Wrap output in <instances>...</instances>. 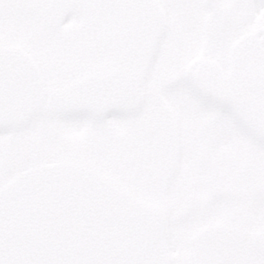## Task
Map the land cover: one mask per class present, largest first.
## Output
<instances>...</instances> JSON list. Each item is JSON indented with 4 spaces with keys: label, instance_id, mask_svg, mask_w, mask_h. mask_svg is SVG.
Returning <instances> with one entry per match:
<instances>
[{
    "label": "flooded vegetation",
    "instance_id": "obj_1",
    "mask_svg": "<svg viewBox=\"0 0 264 264\" xmlns=\"http://www.w3.org/2000/svg\"><path fill=\"white\" fill-rule=\"evenodd\" d=\"M134 5L148 24L126 43ZM8 48L33 60L41 100L0 131V189L79 163L163 212L167 264H222L227 251L223 264H264V0H0ZM125 68L142 87L136 115L85 116L81 83ZM131 117L136 137L107 124Z\"/></svg>",
    "mask_w": 264,
    "mask_h": 264
},
{
    "label": "water",
    "instance_id": "obj_2",
    "mask_svg": "<svg viewBox=\"0 0 264 264\" xmlns=\"http://www.w3.org/2000/svg\"><path fill=\"white\" fill-rule=\"evenodd\" d=\"M7 95L0 131L23 126L40 103L39 72L16 48L0 51ZM6 93V92H5ZM86 116H128L142 105L138 78L116 69L78 87ZM162 211L77 163L26 169L0 189V264H167Z\"/></svg>",
    "mask_w": 264,
    "mask_h": 264
},
{
    "label": "rangeland",
    "instance_id": "obj_3",
    "mask_svg": "<svg viewBox=\"0 0 264 264\" xmlns=\"http://www.w3.org/2000/svg\"><path fill=\"white\" fill-rule=\"evenodd\" d=\"M162 8V7H161ZM146 15V13H142V11H140L139 13H136L135 16L132 17L136 25V34L139 33L138 28L141 26V20L142 18ZM164 20V19H163ZM139 21V22H138ZM149 74V72H147V75ZM148 84V82H147ZM157 86H155V84L151 87L153 89H157ZM147 88V86H146ZM136 117H131L129 119H109V121L107 122L108 126H113L116 125L118 128V132H121L122 134H126L129 131V126H130V122L133 121V119ZM126 135H128L130 138L131 137H136L135 136V132H133V130H130ZM78 142H81L82 139L77 138ZM181 249H185V247H182ZM229 255H231V253L229 251H227L226 253H223V256L225 258L222 257V264L224 263V261H229L231 258H229ZM190 264H196V263H190Z\"/></svg>",
    "mask_w": 264,
    "mask_h": 264
},
{
    "label": "trees",
    "instance_id": "obj_4",
    "mask_svg": "<svg viewBox=\"0 0 264 264\" xmlns=\"http://www.w3.org/2000/svg\"><path fill=\"white\" fill-rule=\"evenodd\" d=\"M130 24H132V22H130ZM133 25H135L134 21H133ZM136 38H137V36H136Z\"/></svg>",
    "mask_w": 264,
    "mask_h": 264
}]
</instances>
